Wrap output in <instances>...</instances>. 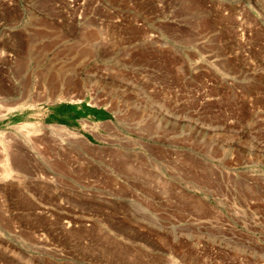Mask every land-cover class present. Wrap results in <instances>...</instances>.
<instances>
[{
    "label": "rangeland",
    "instance_id": "rangeland-1",
    "mask_svg": "<svg viewBox=\"0 0 264 264\" xmlns=\"http://www.w3.org/2000/svg\"><path fill=\"white\" fill-rule=\"evenodd\" d=\"M0 264H264V0H0Z\"/></svg>",
    "mask_w": 264,
    "mask_h": 264
},
{
    "label": "bare ground",
    "instance_id": "bare-ground-1",
    "mask_svg": "<svg viewBox=\"0 0 264 264\" xmlns=\"http://www.w3.org/2000/svg\"><path fill=\"white\" fill-rule=\"evenodd\" d=\"M33 130V129H32Z\"/></svg>",
    "mask_w": 264,
    "mask_h": 264
}]
</instances>
